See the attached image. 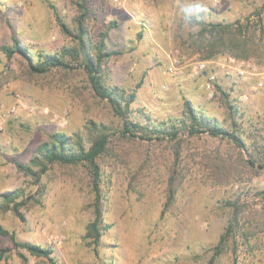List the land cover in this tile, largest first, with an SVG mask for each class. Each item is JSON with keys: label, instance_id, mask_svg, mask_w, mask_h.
<instances>
[{"label": "rangeland", "instance_id": "1", "mask_svg": "<svg viewBox=\"0 0 264 264\" xmlns=\"http://www.w3.org/2000/svg\"><path fill=\"white\" fill-rule=\"evenodd\" d=\"M75 1L0 0V46L16 37L32 64L41 54L72 46L54 14L72 29ZM87 8L93 40L116 22L105 43L120 55L102 75L107 86L135 92L132 122H147L141 109L153 124L178 125L186 99L230 129L221 102L225 92L247 150H264V56L204 60L195 44L198 21H239L264 45V0H87ZM199 61L208 62L215 78L210 90L204 87L205 73L188 76L189 66ZM176 64L181 72L169 73ZM89 121L107 126L110 138L98 161L108 228L97 254L84 240L92 218L85 168L53 164L35 185L14 165L26 164L54 132L85 139ZM119 131L120 121L95 98L81 66L32 74L26 59L0 51V196L21 188L28 200L21 207L24 222L0 211L1 226L18 241L51 248L56 264H205L237 212L215 264H264V165L245 164L247 157L231 142L207 133L147 141L121 137ZM0 248H10L0 264H23L9 237L0 236ZM20 253L28 264H46Z\"/></svg>", "mask_w": 264, "mask_h": 264}, {"label": "trees", "instance_id": "2", "mask_svg": "<svg viewBox=\"0 0 264 264\" xmlns=\"http://www.w3.org/2000/svg\"><path fill=\"white\" fill-rule=\"evenodd\" d=\"M49 8L54 12V7L49 4ZM76 16L73 19L72 29L62 23L56 14L55 20L63 35L68 37L73 43L72 46L62 48L58 54L40 55L36 64H32L28 56V50L24 48L16 37H11L10 45L0 46V51L11 58L14 53L23 57L28 62V69L32 74H44L51 68L72 70L75 66H81L86 73L87 83L95 98L106 102L114 115L120 121L121 137L140 140H175L178 134L193 136L199 133H207L214 138L225 139L239 149L247 157L245 164L262 168L264 165V150L261 151L255 146V152H250L245 146L236 122L234 120V106L228 102V94L221 92V102L229 117L231 128L226 129L220 126L217 120L207 116L204 112L196 110L192 104L183 100V118L178 121V125L170 123L164 126L163 123L153 124L150 117L141 112L146 119L145 124L132 122L129 119L131 104L135 99V92L116 85L107 86L103 80L104 67L116 61L120 53L109 51L106 47L105 39L108 31L116 22H112L107 28L97 34V39L93 40L89 29V9L87 0H76L74 2ZM199 30L196 32V47L204 60H210L218 55H228L234 59L243 60L252 57L264 56V45L255 40V33L247 28V23L242 25L239 21L235 23H203L198 21ZM85 139L80 134L68 136L62 132H54L48 135L47 140L41 142L26 164L18 161L14 162L16 169L32 179L35 185L40 183L41 177L45 175L50 166L58 164L62 166L81 165L85 168L88 177V185L92 195L90 207L92 218L85 226L84 240L86 245L91 247L95 254L98 253L103 232L108 228L103 222V202L101 190V168L99 159L107 154L110 144L108 127L104 124H95L93 121L87 122ZM86 140V141H84ZM85 142L88 146H85ZM174 176L170 177L168 187V199H172ZM0 211H11L21 222L25 217L21 212V207L28 202L24 191L20 189L3 193L1 196ZM30 200V199H29ZM237 212H234L228 227L221 235L220 240L212 248V255L205 264H215L216 258L223 252L226 241L231 234L233 221ZM0 236L9 237L13 249L17 252L23 264H28L27 258L20 253L24 250L33 257L46 261V264H56L51 257L52 250L49 247H42L37 244L18 241L15 235L3 228L0 224ZM10 248H0V263L6 260Z\"/></svg>", "mask_w": 264, "mask_h": 264}, {"label": "built area", "instance_id": "3", "mask_svg": "<svg viewBox=\"0 0 264 264\" xmlns=\"http://www.w3.org/2000/svg\"><path fill=\"white\" fill-rule=\"evenodd\" d=\"M208 62L207 61H199V62H195L193 64H191L189 66L188 69V76L190 77H195L198 76L201 73H205V82H204V87L207 90H210L213 83H214V76L210 75L208 72ZM167 71L171 74H176L178 71V73L181 72L180 67L176 64V65H171L168 67ZM18 103L21 105V101L18 100ZM13 109L11 110V112H8V114L12 113Z\"/></svg>", "mask_w": 264, "mask_h": 264}]
</instances>
